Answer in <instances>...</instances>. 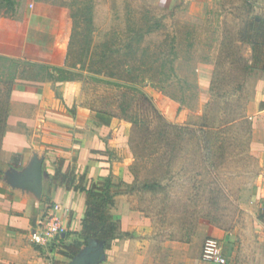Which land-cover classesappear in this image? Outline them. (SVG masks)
I'll return each instance as SVG.
<instances>
[{"label":"rangeland","instance_id":"obj_1","mask_svg":"<svg viewBox=\"0 0 264 264\" xmlns=\"http://www.w3.org/2000/svg\"><path fill=\"white\" fill-rule=\"evenodd\" d=\"M36 1L0 0V27L19 28ZM60 3L62 68L36 76L28 63L0 58V151L2 139L18 133L6 124L16 81L58 74L64 94L75 84L72 101L107 114L116 139L127 142L133 179L118 184L115 199L124 196L142 213L137 229L155 261L181 264L189 254L209 264L205 243L224 246L226 236L240 253L241 236L258 231L264 172L252 155L264 72L249 68L243 37L247 20L264 19V4L214 0L206 12L189 14L179 0ZM238 112L240 121L227 127ZM204 124L223 126L208 131ZM232 238H240L237 245Z\"/></svg>","mask_w":264,"mask_h":264},{"label":"crops","instance_id":"obj_2","mask_svg":"<svg viewBox=\"0 0 264 264\" xmlns=\"http://www.w3.org/2000/svg\"><path fill=\"white\" fill-rule=\"evenodd\" d=\"M60 1L32 2L19 28L0 27V58L28 63L38 70L36 76L45 71L53 75L54 68H62L64 10ZM183 2L189 8L187 12L195 14L213 8L214 0H179ZM261 2L264 4V0ZM56 76L34 81L19 78L10 96L6 124L18 133L5 136L0 151V264H71L88 247L83 246L82 235L86 195L67 188V182H62L65 173L75 176L76 184L84 178L82 184L86 186L108 178L113 180V190L121 182L132 183V154L127 153V142L114 136V122L90 106L72 101L75 84L67 83L64 94V83ZM260 93L263 104L254 118L252 155L264 167V84ZM35 155L43 160V170L49 175L40 198L13 187L7 176L13 170L24 171ZM257 187L259 212L264 203V172L258 176ZM57 203L63 208L61 215L68 231L48 247L35 245L30 232ZM110 213L120 222V233L99 264H161L154 260L150 241L140 237L137 229L142 213L133 210L124 196L116 197ZM241 237L240 253V246L232 251L228 236L225 238L228 264H264V220L258 219V231ZM231 241L237 245L240 238ZM183 259L181 264H203L197 258L192 261L189 254Z\"/></svg>","mask_w":264,"mask_h":264},{"label":"trees","instance_id":"obj_3","mask_svg":"<svg viewBox=\"0 0 264 264\" xmlns=\"http://www.w3.org/2000/svg\"><path fill=\"white\" fill-rule=\"evenodd\" d=\"M243 38L244 43L250 45L252 50L249 68L264 72V19L258 17L247 20ZM102 115L108 116L104 113ZM241 118L242 115L239 112L235 113V116L225 124L227 127L232 126L231 128H233ZM207 126L210 127L208 131H221L223 125L220 124V127H217L216 124H204L203 127ZM168 128L175 127L168 125ZM204 149H208V146H204ZM80 180L81 183L76 184L75 176L70 173H65L62 178L63 183L67 182L68 189L80 191L86 195V211L82 220L83 246H89L91 241H95L104 251L110 250L120 233V222L110 213V207L114 205L116 196L113 190V180L108 178L102 183H93L90 186L82 184L84 178ZM258 219L264 220V203L258 214ZM79 250L75 252V255L79 253Z\"/></svg>","mask_w":264,"mask_h":264},{"label":"built area","instance_id":"obj_4","mask_svg":"<svg viewBox=\"0 0 264 264\" xmlns=\"http://www.w3.org/2000/svg\"><path fill=\"white\" fill-rule=\"evenodd\" d=\"M63 208L60 204L50 206L40 221L30 232V240L40 247H48L62 235L68 228L62 218ZM203 260L209 264H228L224 255L223 245L217 240H208L203 249Z\"/></svg>","mask_w":264,"mask_h":264},{"label":"water","instance_id":"obj_5","mask_svg":"<svg viewBox=\"0 0 264 264\" xmlns=\"http://www.w3.org/2000/svg\"><path fill=\"white\" fill-rule=\"evenodd\" d=\"M10 184L22 190H27L35 194L38 198L42 196L44 180L49 175L43 170V160L37 155L34 156L30 165L22 172L13 170L7 173ZM104 250L95 241L83 250L71 264H99L104 260Z\"/></svg>","mask_w":264,"mask_h":264}]
</instances>
